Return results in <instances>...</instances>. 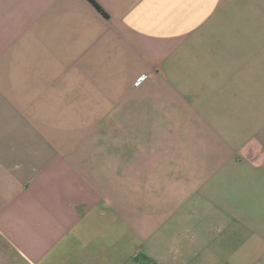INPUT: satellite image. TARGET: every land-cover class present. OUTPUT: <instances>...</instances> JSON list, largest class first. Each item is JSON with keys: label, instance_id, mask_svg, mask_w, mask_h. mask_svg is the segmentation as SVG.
<instances>
[{"label": "crops", "instance_id": "1", "mask_svg": "<svg viewBox=\"0 0 264 264\" xmlns=\"http://www.w3.org/2000/svg\"><path fill=\"white\" fill-rule=\"evenodd\" d=\"M94 1L0 0V264H264V0Z\"/></svg>", "mask_w": 264, "mask_h": 264}, {"label": "trees", "instance_id": "2", "mask_svg": "<svg viewBox=\"0 0 264 264\" xmlns=\"http://www.w3.org/2000/svg\"><path fill=\"white\" fill-rule=\"evenodd\" d=\"M90 2H92L95 7L102 13L104 14L106 17H107V14L101 9V7H99V5L94 1V0H89Z\"/></svg>", "mask_w": 264, "mask_h": 264}, {"label": "built area", "instance_id": "3", "mask_svg": "<svg viewBox=\"0 0 264 264\" xmlns=\"http://www.w3.org/2000/svg\"><path fill=\"white\" fill-rule=\"evenodd\" d=\"M144 79H145V77L139 79V80L137 81V84H139V83H141L142 81H144Z\"/></svg>", "mask_w": 264, "mask_h": 264}]
</instances>
